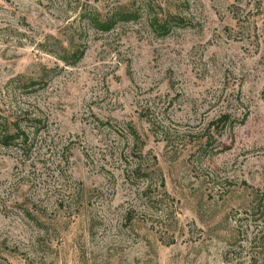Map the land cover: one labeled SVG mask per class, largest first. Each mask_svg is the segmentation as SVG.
<instances>
[{"label":"rangeland","instance_id":"obj_1","mask_svg":"<svg viewBox=\"0 0 264 264\" xmlns=\"http://www.w3.org/2000/svg\"><path fill=\"white\" fill-rule=\"evenodd\" d=\"M0 264H264V0H0Z\"/></svg>","mask_w":264,"mask_h":264},{"label":"trees","instance_id":"obj_2","mask_svg":"<svg viewBox=\"0 0 264 264\" xmlns=\"http://www.w3.org/2000/svg\"><path fill=\"white\" fill-rule=\"evenodd\" d=\"M105 23H109V22H105ZM108 29H109V27L106 26V30H108ZM61 48L63 49V46ZM71 50H72V46L71 45L66 46V48H64V52H68L69 53ZM82 56H83V53H80V54L78 53V55H75V57L66 56L65 58H63L61 60H63L64 62H66V64H68V62H69L68 60L69 59L75 58L76 60L79 61L82 58ZM14 139L16 140V137H12V135H10L9 133H6L4 142H6V143L12 142Z\"/></svg>","mask_w":264,"mask_h":264}]
</instances>
